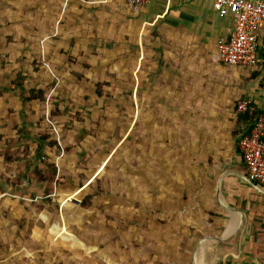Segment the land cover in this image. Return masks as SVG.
<instances>
[{
    "label": "rangeland",
    "instance_id": "374dc122",
    "mask_svg": "<svg viewBox=\"0 0 264 264\" xmlns=\"http://www.w3.org/2000/svg\"><path fill=\"white\" fill-rule=\"evenodd\" d=\"M104 2L0 0V264H151L200 213L166 171L189 156L147 139L125 3Z\"/></svg>",
    "mask_w": 264,
    "mask_h": 264
},
{
    "label": "crops",
    "instance_id": "0c3cea01",
    "mask_svg": "<svg viewBox=\"0 0 264 264\" xmlns=\"http://www.w3.org/2000/svg\"><path fill=\"white\" fill-rule=\"evenodd\" d=\"M123 2L109 6L129 21L138 46L131 75L145 76L147 139L163 141L165 158L189 156L166 171H177L178 187L191 185L200 209L150 263L264 264V186L249 180L238 150L254 116L236 112L245 99L264 117V30L257 67H230L218 60L217 45L233 25L211 0H149L139 10Z\"/></svg>",
    "mask_w": 264,
    "mask_h": 264
},
{
    "label": "built area",
    "instance_id": "2783aa9c",
    "mask_svg": "<svg viewBox=\"0 0 264 264\" xmlns=\"http://www.w3.org/2000/svg\"><path fill=\"white\" fill-rule=\"evenodd\" d=\"M134 10L149 0H124ZM221 16L230 18V37L217 45L218 60L225 66L255 69L258 64V38L264 30V0H211ZM238 115L254 116L255 107L249 100H238ZM250 181L264 186V117L256 116L248 135L238 145Z\"/></svg>",
    "mask_w": 264,
    "mask_h": 264
},
{
    "label": "trees",
    "instance_id": "16d2710c",
    "mask_svg": "<svg viewBox=\"0 0 264 264\" xmlns=\"http://www.w3.org/2000/svg\"><path fill=\"white\" fill-rule=\"evenodd\" d=\"M16 86H20V83L19 82H17L16 83ZM36 93L35 92H33L32 93V95L30 96V97H28V98H26V100H34V99H38V100H43V92H38V94L36 95ZM256 116H258V114L256 113L255 115H254V117H253V119L255 120V118H256ZM246 117H248V116H246ZM253 119L252 118H249L248 117V122H249V124H250V129H249V131H248V133H247V135L250 133V131H251V129H252V126H253ZM252 123V124H251ZM53 168V167H52ZM53 170V169H52ZM55 173V171L53 170V174ZM44 179V178H43ZM42 179V180H43ZM83 207L85 208V209H87L88 208V204L86 205V203H84L83 204Z\"/></svg>",
    "mask_w": 264,
    "mask_h": 264
}]
</instances>
